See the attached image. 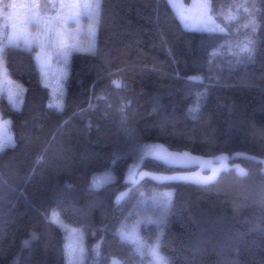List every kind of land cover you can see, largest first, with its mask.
Listing matches in <instances>:
<instances>
[{"label": "trees", "instance_id": "trees-1", "mask_svg": "<svg viewBox=\"0 0 264 264\" xmlns=\"http://www.w3.org/2000/svg\"><path fill=\"white\" fill-rule=\"evenodd\" d=\"M57 2L39 0L48 6L40 13H57ZM210 3L224 33L184 30L168 0H102L95 52L71 54L63 111L49 107L56 95L42 83L36 47L5 50L8 75L25 90L19 110L0 95L15 141L0 152V264H66L53 213L81 232L84 264H153L118 235L139 218L155 221L141 224L145 253L159 237L169 264H264V0ZM245 40L251 54L235 56ZM152 143L211 162L189 169L195 177L212 175L218 157L230 171L210 184L138 173L133 185L126 174L137 159L139 172L157 177L188 170L150 156L140 163ZM107 172L112 180L92 187ZM161 190H172L170 204L143 202Z\"/></svg>", "mask_w": 264, "mask_h": 264}, {"label": "snow or ice", "instance_id": "snow-or-ice-1", "mask_svg": "<svg viewBox=\"0 0 264 264\" xmlns=\"http://www.w3.org/2000/svg\"><path fill=\"white\" fill-rule=\"evenodd\" d=\"M169 7L172 8L173 13L176 15V17L180 20V23L184 30L186 31H200L204 33H208L210 36L216 35L219 33H224L225 29L218 25L216 23V19L214 15L212 14L211 10V3L206 2L198 7H203L207 9V11L204 12H196L193 13L190 9H184L183 6L177 7L175 4V0H168ZM14 7V6H13ZM47 5H36L37 11L34 15L29 16L27 20L23 21L21 26L17 28L15 25H13V32L5 37V39L0 42V93L4 92L6 89H10L13 87V82L8 78V71L7 67L4 61V55L5 50L9 47L11 48H17V49H23L24 51L31 52L34 47H40L41 53L43 55H37L36 56V62H37V68L41 73V76L47 79L49 75V65L46 63L45 57L49 55L48 52H46V49L55 47L51 40L47 41H41L39 36H29L26 34V27L29 25H41L44 24L47 21H50L52 24L61 23V24H67L69 22L75 24L79 21V16H70L64 19H61L60 17H47L41 16L40 9L41 8H47ZM78 7L82 8L84 11H82L79 15L80 16H87L89 19H95L98 21L101 9H102V0H95L94 3H85L78 5ZM227 19L231 21H238L239 17L237 15H233L231 12L227 16ZM243 28H249V24L242 25ZM46 31H51V28L46 29ZM94 34V33H93ZM83 49L79 48H72V47H61L57 51H55L53 54L63 57V63L65 66L68 63V57L72 54L73 51H79ZM87 51L94 53L95 48L94 46H91L87 49ZM252 52V41L251 40H245L240 41L236 45V51H234L235 56H242L244 54L250 55ZM114 85L116 87H121V84L119 81H113ZM48 86L47 84L45 85ZM18 87V86H16ZM15 98L10 97V103L12 107L15 110H19L20 104H22V97L20 96V93L17 92L14 94ZM16 99L20 100V104L16 102ZM49 107H55L57 111H63V94L61 92L60 97L55 99L53 103H50ZM190 111L195 112L198 111V104L192 108H190ZM10 121H3L0 122V152H3L6 147H14L15 141L12 138L11 132L9 131ZM163 146H146L145 149L142 151L141 157H140V163L143 162V160L149 156H151L154 159L161 160L166 164L171 165L172 159L170 157H173L175 154H169L167 153V150H163ZM187 155V154H185ZM235 157H233L234 159ZM220 161L218 168H213L212 175L205 176V177H195V178H188V177H157L150 173H142L139 172V169H137L136 172L131 173V184H136L138 181L135 179L136 175L139 173L141 178H143L144 175H151L152 179L156 180H170V179H191L194 183L199 184H210L216 181L217 176L221 171L228 172L230 169L227 166V159L228 157H218L217 158ZM256 159V158H252ZM264 163V161H261ZM235 172L238 177L244 178L248 175L247 171L243 168H240L238 165L235 167ZM111 177L110 174H105L102 178H94L92 187H99L101 183L104 182H110ZM127 193H121L119 197H117V202H119L121 199L125 198ZM155 203V200L153 201ZM170 204V195L165 194V197L160 202V206H167ZM51 223L56 224L58 227L63 226V221L60 218L59 214L53 213V217L50 220ZM148 223H153L155 221L147 220ZM64 230L66 232H71L74 230L68 229L66 226H64ZM118 235L121 238L122 242L130 243L135 246V251L137 254H139L141 257H143L145 254L151 256L153 260V264H169V261L166 257L162 256L160 253V239L157 238L156 242L147 247V252L145 253V244L143 241L140 240L139 234L136 231L135 227H133L131 230L127 229L126 227L122 228L121 231L118 233ZM33 238H35V235L33 234ZM30 243L29 240H25L24 244L27 246ZM66 253H68L70 256L74 257V259L70 260V264H83L84 259V250L83 248H79V259H75L77 249L74 247L71 240H69V243L65 245ZM95 255L99 256L98 248L94 250ZM113 264H122L119 260H114Z\"/></svg>", "mask_w": 264, "mask_h": 264}, {"label": "rangeland", "instance_id": "rangeland-1", "mask_svg": "<svg viewBox=\"0 0 264 264\" xmlns=\"http://www.w3.org/2000/svg\"><path fill=\"white\" fill-rule=\"evenodd\" d=\"M94 2L95 0H58L57 13H53V14L51 13L41 14L40 13L41 16H44L45 18L60 17L61 19H64L70 16H79L78 23L73 24L69 22L67 24H61V23L52 24L50 21L46 20L44 24H41V25L33 24V25H29L26 27L27 35L39 36L41 41L51 40V42L55 46L53 48L46 49V52L49 53V55L45 57L46 63H48L49 65V75L47 79L42 77V83L44 85L46 84L48 85L47 87H49L52 93L56 95V99L59 96V94H61V92L62 93L64 92L65 80L67 79V76L69 73V63H70L71 55L68 57V63L65 66V64L63 63V57L54 55L53 53L57 51L59 48H61L62 46L79 48V49H83L87 51L89 47L95 45V39L97 35V21L95 19H89L87 16H80L79 14L84 10L78 7V5H81V4L94 3ZM206 2L210 3V0H192L190 3H186L184 0H175V4L177 5V7L182 5L184 9L186 10L190 9L192 10L193 13L207 11V9L203 7H198ZM5 5L9 7L8 13H5V11H3V8ZM5 5L0 4V20L3 18V16L6 17V18L4 17L1 23V26H0L1 27L0 28V42H2L7 35L13 32V25L19 28L23 21L27 20L29 16H32L35 14V12L37 11L36 5H39V0H9L7 3H5ZM48 28H51V31H46V29ZM35 50H36L35 57L37 55H43L41 53L40 47H36ZM8 78L13 82V87L10 89H6L4 92L0 93V95L5 94L7 99L10 101V97L15 98L14 94L19 92L20 96L22 97V103H23V96H24L25 89L21 87L19 83L15 82L9 75H8ZM16 102L20 104L19 99H16ZM21 107H22V104H20V108ZM3 121H10V120L0 119V122H3ZM9 131L11 132L12 138L14 140V135L11 129V123L9 126ZM154 145L163 146L162 151L167 150V153L175 154L173 157H170V159H172L173 165L188 168V170L185 171L183 174H181L180 177L195 178V175L191 174L189 169H193L196 166L205 167V165L209 163L211 164V162H208L207 160L203 159L200 156L185 153V152L184 153L174 152V151L169 150L166 146L162 144L152 143L146 146H154ZM145 147L141 148L139 158L141 157L142 151L145 149ZM138 165H139L138 159L130 165L128 172L126 174L127 180L130 181L131 173L136 172L137 169H139ZM212 165L215 168L219 167V163L217 162L213 163ZM105 174H110V173L107 172ZM105 174L97 175L94 178H97V179L102 178ZM204 175L206 176L207 174L204 173L200 177H205ZM110 177L112 180L111 174H110ZM105 183L106 182L101 183L99 187L103 186ZM99 187H94V188H99ZM171 192L172 190H161L159 193H157V198L161 197L160 199H154V198L147 199V200L144 199L143 202L154 201V200L155 202H160L165 197V194H169L171 198L172 197ZM161 193H162V196H161ZM146 221L147 220H144L143 218H139L136 220L135 224L131 228H127V229L131 230L133 227H135L136 231L139 234L140 240L143 241L141 234H140V230H141V224ZM64 226H66L70 230H74L71 232L65 231L67 235L66 244L69 243V240H71L74 247H76L77 253H76L75 259L77 260L79 259V248L81 247L83 248L84 250L83 264H84L85 263V246H84V239L82 237L81 232L77 230L76 228H73L72 226L63 222L62 227L64 228ZM65 253H66V250H65ZM161 255L163 256L162 253ZM72 259H74V257L66 253V264H70V260ZM114 260L121 261L119 257L114 256L111 258L108 264H113Z\"/></svg>", "mask_w": 264, "mask_h": 264}, {"label": "water", "instance_id": "water-1", "mask_svg": "<svg viewBox=\"0 0 264 264\" xmlns=\"http://www.w3.org/2000/svg\"><path fill=\"white\" fill-rule=\"evenodd\" d=\"M240 167V166H239Z\"/></svg>", "mask_w": 264, "mask_h": 264}]
</instances>
